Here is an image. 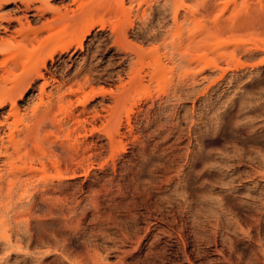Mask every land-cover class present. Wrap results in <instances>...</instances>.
I'll list each match as a JSON object with an SVG mask.
<instances>
[{
	"label": "rangeland",
	"instance_id": "1",
	"mask_svg": "<svg viewBox=\"0 0 264 264\" xmlns=\"http://www.w3.org/2000/svg\"><path fill=\"white\" fill-rule=\"evenodd\" d=\"M21 1L0 146L29 152L0 153V264H264V0Z\"/></svg>",
	"mask_w": 264,
	"mask_h": 264
},
{
	"label": "bare ground",
	"instance_id": "2",
	"mask_svg": "<svg viewBox=\"0 0 264 264\" xmlns=\"http://www.w3.org/2000/svg\"><path fill=\"white\" fill-rule=\"evenodd\" d=\"M21 1V0H20ZM22 2V1H21ZM10 3H14V5H15V9L13 10V11H7V12H5V13H1L0 14V33L1 32H3V33H5V34H7V32H9V26L10 25H12V23H14V22H16V23H18L19 25H23V23H29L30 22V20H29V16H30V11L32 10V7L29 5V3L27 2H25L24 4H23V7L21 8L17 3H16V0H0V9L1 8H3V7H5V6H8ZM23 3V2H22ZM65 7H66V5H65ZM65 7H63V8H65ZM68 7V6H67ZM66 7V8H67ZM65 8V9H66ZM34 9H36V8H34ZM64 9V10H65ZM67 9H69V8H67ZM71 12V14H68V12ZM66 10V11H64V13H65V15L66 14H68L69 16H71V18L69 19V18H67L68 19V21L69 20H73L75 23H74V25L75 24H77L78 26L80 25V21L79 20H77V19H79L77 16H78V11L76 12H74V11H72L71 9L70 10ZM21 13L20 15L18 14V13ZM47 12H52V13H54V14H56V18L58 17V18H60L59 16H61V17H63L62 15H64L62 12H61V9H58L57 7H55L54 9H50V10H48V9H38L37 8V10H36V18H38L39 17V19L40 18H45V14L47 13ZM62 14H61V13ZM67 12V13H66ZM76 13V14H75ZM60 14V15H59ZM69 16H67V17H69ZM79 16H80V14H79ZM66 18V17H65ZM46 19V18H45ZM76 21H78L79 23H76ZM73 23V22H72ZM70 25L72 26V24H71V22H70ZM72 26V27H74L73 28V30H75L76 31V25L75 26ZM91 25V24H90ZM77 26V27H78ZM90 28H91V26H90ZM89 28V29H90ZM74 36H75V38L76 39H78L79 38V36H76L77 34H76V32H74ZM8 36H11V35H9V34H7ZM58 37V38H57ZM72 37V36H71ZM55 38V37H54ZM53 38V41H55L56 39H58V42L60 41L61 43H59V44H57L58 42H57V40H56V44L54 43L53 44V46L51 47L52 49H50V51L47 53L48 55H46L47 56V58L49 57V59H52V56L54 55V53L57 51V52H62V51H66V50H68L69 49V47L72 45V39L70 38V39H68V40H66V41H64V42H62V40L61 39H59L60 37L59 36H56V39H54ZM79 40V39H78ZM75 42H77V41H75ZM74 43V42H73ZM45 61H46V58H44L43 60H42V62H40L41 63V66L39 65V67L36 65L35 66V69H36V67H37V69H39L40 67H42V66H44L45 65ZM39 63V64H40ZM36 71V70H35ZM38 72V73H37ZM36 73L39 75L38 77H41L42 76V74H41V72L38 70V71H36ZM18 86H22L21 88H23V85L22 84H19ZM16 88V87H15ZM20 88V89H21ZM17 89H19V88H17ZM19 89V90H20ZM43 90V89H42ZM13 93L12 94H14V92L16 93L17 91H16V89H15V91H12ZM240 100V99H239ZM242 100V99H241ZM249 100V99H248ZM247 100V101H248ZM246 101V100H245ZM245 101H244V99L239 103V101H238V103H237V105H234V106H232V107H234V108H232L231 107V109L229 108V110H230V112H232V116L233 117H235V114L236 113H238V112H240V106L242 107V105H243V102L245 103ZM239 104H241V105H239ZM239 105V106H238ZM247 105V104H246ZM252 105V104H251ZM237 106V107H236ZM244 106H245V104H244ZM244 106H243V108H244ZM229 107V106H228ZM239 107V108H238ZM246 107H250V105H248V106H245V108ZM255 107H258L257 105L255 106ZM248 108H246V109H248ZM250 110L253 112V111H256V109H253V106L250 108ZM249 110V111H250ZM228 111V110H227ZM229 114V113H228ZM230 115V114H229ZM230 115V116H231ZM248 124V123H247ZM246 126V125H245ZM250 129H249V132H252V137L254 138V139H257V138H260V137H262L261 135H260V132L258 131V129H254L255 127H254V125L253 124H248L247 125ZM246 126V127H247ZM264 145V144H263ZM2 146V147H1ZM0 146V153L3 151V156H4V158L3 159H5V162H6V160H10V158L11 157H13V156H15L16 154L18 155L19 154V150L18 149H20V148H17V147H15V148H13L12 150L13 151H10L6 146H3V145H1ZM26 147V146H25ZM24 147V148H25ZM61 148H62V146H61ZM66 149V148H65ZM263 149H264V147H263ZM21 151L22 150H25L24 152L26 153H28L29 152V150L27 149V147L25 148V149H20ZM248 152H249V154H253L250 150H248ZM21 153V152H20ZM26 153V154H27ZM248 154V155H249ZM238 158L236 159L237 160V162L238 163H240V162H242V161H247V160H245L246 159V155H244V154H242V155H238L237 156ZM255 159V158H258V160L259 161H262L263 159H264V154H261V153H259L258 154V157H251V159ZM235 170V172H237V173H239V169H234Z\"/></svg>",
	"mask_w": 264,
	"mask_h": 264
}]
</instances>
